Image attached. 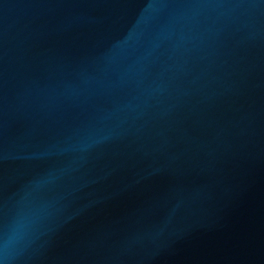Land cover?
I'll list each match as a JSON object with an SVG mask.
<instances>
[{
	"label": "water",
	"instance_id": "obj_1",
	"mask_svg": "<svg viewBox=\"0 0 264 264\" xmlns=\"http://www.w3.org/2000/svg\"><path fill=\"white\" fill-rule=\"evenodd\" d=\"M0 264H264V0H0Z\"/></svg>",
	"mask_w": 264,
	"mask_h": 264
}]
</instances>
